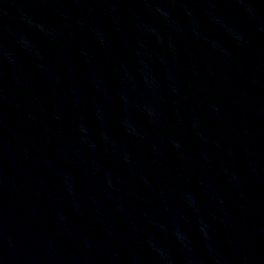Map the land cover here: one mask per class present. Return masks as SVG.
<instances>
[{"label": "water", "instance_id": "obj_1", "mask_svg": "<svg viewBox=\"0 0 264 264\" xmlns=\"http://www.w3.org/2000/svg\"><path fill=\"white\" fill-rule=\"evenodd\" d=\"M0 264H264V0H0Z\"/></svg>", "mask_w": 264, "mask_h": 264}]
</instances>
